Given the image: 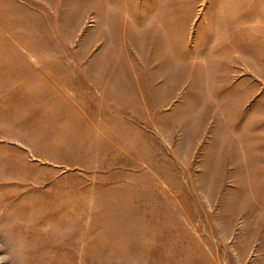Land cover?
I'll return each instance as SVG.
<instances>
[{
  "label": "rangeland",
  "instance_id": "374dc122",
  "mask_svg": "<svg viewBox=\"0 0 264 264\" xmlns=\"http://www.w3.org/2000/svg\"><path fill=\"white\" fill-rule=\"evenodd\" d=\"M0 264H264V0H0Z\"/></svg>",
  "mask_w": 264,
  "mask_h": 264
}]
</instances>
